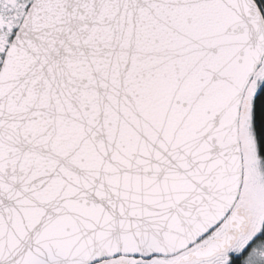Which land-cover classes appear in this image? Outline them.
Wrapping results in <instances>:
<instances>
[{"label": "snow or ice", "instance_id": "obj_1", "mask_svg": "<svg viewBox=\"0 0 264 264\" xmlns=\"http://www.w3.org/2000/svg\"><path fill=\"white\" fill-rule=\"evenodd\" d=\"M0 264H264V0H0Z\"/></svg>", "mask_w": 264, "mask_h": 264}]
</instances>
